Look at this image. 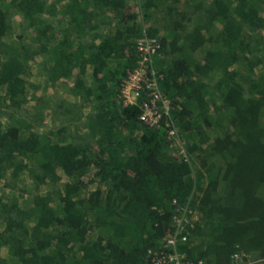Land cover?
Here are the masks:
<instances>
[{
  "label": "trees",
  "instance_id": "1",
  "mask_svg": "<svg viewBox=\"0 0 264 264\" xmlns=\"http://www.w3.org/2000/svg\"><path fill=\"white\" fill-rule=\"evenodd\" d=\"M144 37L186 155L122 103ZM0 112V264H152L185 207L264 264V0H0Z\"/></svg>",
  "mask_w": 264,
  "mask_h": 264
},
{
  "label": "built area",
  "instance_id": "2",
  "mask_svg": "<svg viewBox=\"0 0 264 264\" xmlns=\"http://www.w3.org/2000/svg\"><path fill=\"white\" fill-rule=\"evenodd\" d=\"M161 44L154 37H144L138 40V50L140 59L138 67L129 74L123 81L120 97L122 103L126 106L136 105L142 99V91L149 93V101L143 102V112L140 119L151 126L157 125L164 116H167V125L169 134L176 140L179 156L186 155V149L175 127V122L170 117L171 101L166 98L160 87V78L162 74L154 66V58L158 53ZM196 210L185 207L182 214L175 216L176 228L173 234L165 239V247H171L172 250L168 254L155 253L152 258V264H209L203 259L193 261L189 259L185 252L180 251L179 244L188 240V226H194L196 220L200 217ZM236 253L234 258H239Z\"/></svg>",
  "mask_w": 264,
  "mask_h": 264
},
{
  "label": "rangeland",
  "instance_id": "3",
  "mask_svg": "<svg viewBox=\"0 0 264 264\" xmlns=\"http://www.w3.org/2000/svg\"><path fill=\"white\" fill-rule=\"evenodd\" d=\"M14 27H15L14 33H15V35H16V34L19 33V27H18V25H14ZM0 114H1V112H0ZM51 123H52V121H49V120H48V124L50 125ZM50 126H51V125H50ZM258 261H261V260L251 259V258H250L249 263H256V262H258Z\"/></svg>",
  "mask_w": 264,
  "mask_h": 264
}]
</instances>
